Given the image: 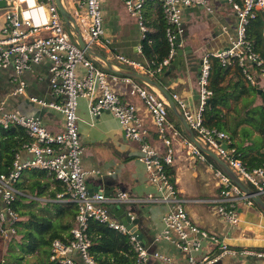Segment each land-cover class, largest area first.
<instances>
[{
	"label": "built area",
	"instance_id": "built-area-1",
	"mask_svg": "<svg viewBox=\"0 0 264 264\" xmlns=\"http://www.w3.org/2000/svg\"><path fill=\"white\" fill-rule=\"evenodd\" d=\"M4 1V5L0 4L3 17L0 25V69L12 67L15 71L17 85L11 94H27V82L22 75L48 58L51 61L49 82L53 95L62 101L49 102L35 95H30L29 99L40 105L61 110L64 116V128L53 133L39 117L11 109L6 98L0 99V124L4 128L12 125L22 126L32 138L16 153L11 171L0 173V236L5 241L17 234L16 223L20 219V213L13 207L19 192L17 183L21 180L24 170L40 168L49 171L66 186V191L57 193L58 200L74 201L78 205L76 221L71 229L72 239L70 242L55 239L51 245V260L63 264H115L113 261H99L89 251L91 240L87 233L88 219L94 218L130 237L136 252L135 264H150L153 254L149 248L127 224L117 219L110 208V205L138 203L146 198L171 203L169 210L162 217L164 229L161 235L171 239L181 250L187 252L185 264H216L226 255L264 257L262 250L232 246L219 235L200 228L189 216L186 208L188 201L179 194L165 169L166 164L173 165L176 162L173 141L181 136V130L169 116V101L155 86L145 81L140 82L132 76L110 72L107 67L88 56L90 54L82 49L74 38V30L67 28L56 0H33L32 3L31 0ZM120 1L128 14L137 20L141 40L146 38L148 32L147 5L158 3L163 8L168 23V56L159 61L147 59L141 42L136 47V54L141 60L132 59L123 53L116 54L121 62L149 77L162 74L172 65L179 47H183V9L191 6L212 9L210 0ZM74 2L79 9L78 21L86 30L87 43L91 46L102 41L107 33L100 0ZM229 2L236 13L235 31L230 34L227 45L207 52L202 57L197 79L199 98L196 106H190L179 93H173L171 96L193 129L195 137L202 145L213 150L254 191L252 195L247 194L216 161L211 162L209 155L194 141L188 136L183 138L188 155L208 163L219 181L217 194L194 201L214 204L216 213L224 222L237 225L240 222L241 204L253 207V195H259L264 200V162L254 167L247 165L242 159L243 153L232 145L233 140L228 132L204 123L203 111L212 95L209 88L211 56L218 57L223 64L235 58L243 67L249 83L264 87V57L256 51L253 41L248 37L250 21L258 16L262 20L261 32L264 36V0ZM37 6H41V12ZM105 41L110 43V37H106ZM80 65L84 69L82 75L78 72ZM117 83L128 85V93L143 101L146 111L152 117L157 136L166 147L164 153L151 142L150 129L137 105L121 98L115 88ZM81 98L88 100L92 117L100 115L103 111L111 112L119 120L125 135L140 143L139 159L145 164L148 181L162 192L161 196L149 193L145 198H141L124 190L107 194L104 190L92 192L89 189L88 171L83 165L85 146L79 129L78 108ZM24 153L30 157L24 158ZM204 241H208L210 246L205 245ZM154 256H160L164 260L170 259L160 253H154Z\"/></svg>",
	"mask_w": 264,
	"mask_h": 264
},
{
	"label": "crops",
	"instance_id": "crops-1",
	"mask_svg": "<svg viewBox=\"0 0 264 264\" xmlns=\"http://www.w3.org/2000/svg\"><path fill=\"white\" fill-rule=\"evenodd\" d=\"M61 1L72 14L74 20H78L77 12L79 9L75 6L74 0ZM32 2L33 0H31ZM100 2L103 20L106 25V37H110L111 42L107 43L105 41L106 37H104L102 39L103 42L91 44V51L88 56L104 67H107L110 72L119 75L123 74L111 71L109 66L111 65L115 70L121 72L136 71L131 66L121 62L116 54L123 53L132 59L141 60L142 58L136 54V47L141 42V33L138 41L134 44L135 46H130L128 42H125L124 37L131 28H134L135 22L130 21L129 17L127 20L124 19L122 10L128 14L124 4L120 0H100ZM210 5L212 7L211 10L202 6H191L183 9L182 22L185 32L181 37V43L185 49L190 50V52L185 53L187 64H183L181 67L172 64L162 74L151 77L165 87L171 95L179 93L193 107L196 106L199 98L197 84L199 70H193L192 66L199 67L202 57L207 52L227 45L230 34L235 31L237 22L235 10L229 0H210ZM157 6L160 5L158 3H149L146 11L153 8L150 11L153 13L156 11ZM229 6L232 7L233 12L228 11ZM40 7L38 9L41 12ZM80 10L83 11V9ZM1 13L0 11V25L3 21ZM81 14L85 15L83 12ZM109 23H112L113 33L108 28ZM136 23L138 24L137 20ZM208 24L217 25L216 29H222L215 33L213 29L208 28ZM70 28L71 30L73 29V27ZM195 30L199 31L200 34L197 35ZM81 34L88 41L83 25H81ZM74 38L77 39L76 35H74ZM197 38L205 42L201 46L208 47L204 55H201L196 43ZM207 38H210L209 42H206ZM50 62L48 58H45L41 63L34 65L33 69L26 71L22 75V78L27 82V94H11L17 85L15 71L12 67L0 69V99L6 98L8 107L11 109H18L39 117L50 131L57 133L64 128L62 111L40 105L29 99L30 95H35L49 102L55 100L58 102L62 101L53 95L49 82ZM78 72L81 75L84 73L82 65L78 67ZM115 88L121 94L123 100L133 101L137 105L146 125L150 129L151 142L160 148L161 153H164L166 147L158 138L152 117L146 111L143 101L138 96L128 93V85L117 83ZM176 108L178 112H181L177 103ZM172 111L180 120L178 114L173 109ZM78 114L80 135L85 146L83 165L88 171V186L92 192L104 190L107 194H115L119 190H124L135 197L141 198H145L149 193H153L158 197L162 195V192L158 191L148 181L145 164L139 159L141 153L140 143L125 135L119 120L111 112L103 111L100 115L92 117L89 112L88 100L81 98ZM174 122L177 125L175 119ZM180 122L182 128L179 129L185 130L181 120ZM184 137L185 135L181 131V136L173 141L176 159V183L177 190L180 192L179 194L188 201L186 208L191 219L200 228L209 233L219 235L232 246L258 250L264 247L263 211L257 209L255 206L243 207L240 212L241 219L239 224L232 225L231 223L224 222L218 216L214 204L194 201V199H206L215 195L219 181L208 163L188 155L182 141ZM28 157L30 155L24 153V158ZM119 205L132 217L139 218L136 227L143 235L142 241L153 254L150 264L186 263L187 252L181 250L171 239H167L161 235L164 229L162 217L169 210L170 202H158L146 198L138 203ZM116 217L122 221L118 215ZM130 226L133 227L134 225L130 224ZM132 231L134 232L133 229ZM204 244L210 246L208 241H204ZM154 253H160L170 259L164 260L160 256L156 257ZM198 255H201V253H198ZM216 264H264V257H234L226 255Z\"/></svg>",
	"mask_w": 264,
	"mask_h": 264
},
{
	"label": "trees",
	"instance_id": "trees-1",
	"mask_svg": "<svg viewBox=\"0 0 264 264\" xmlns=\"http://www.w3.org/2000/svg\"><path fill=\"white\" fill-rule=\"evenodd\" d=\"M152 9L146 11L148 32L141 44L147 59L159 61L169 53L166 37L168 23L161 5L153 13L150 12ZM261 21L260 16L250 21L248 37L256 51L264 57ZM210 60L209 88L212 95L203 111L204 123L228 132L232 145L243 153L242 159L247 165H261L264 162V87L251 85L235 58L226 64L215 56H211ZM169 116L182 128L172 108H169ZM181 131L187 136L185 130ZM31 140L24 127L12 125L4 128L0 124V173L11 171L16 153ZM208 159L214 162L212 157ZM165 169L177 189L175 163L166 164ZM17 189L19 192L13 202V207L20 213L16 223L17 234L8 240L5 257L0 264H63L51 260V245L55 239L70 242L78 205L74 201L56 198L57 193L67 188L45 169L24 170ZM254 206L264 212L256 202ZM87 233L91 240L89 251L95 259L115 264H135L136 252L127 234L94 218L88 219ZM0 240L5 241L1 236ZM260 249L264 251V247Z\"/></svg>",
	"mask_w": 264,
	"mask_h": 264
},
{
	"label": "water",
	"instance_id": "water-1",
	"mask_svg": "<svg viewBox=\"0 0 264 264\" xmlns=\"http://www.w3.org/2000/svg\"><path fill=\"white\" fill-rule=\"evenodd\" d=\"M58 7L61 11V14L65 20V22L67 23V25L69 27H74V33L77 37V41L79 46L82 49H85L88 53H90L91 51V46L85 41V39L83 38L82 34H81V29L77 26V22L74 20V18L72 17V14L65 8V6L63 5L61 0H56ZM1 5L5 4V1L2 0L0 1ZM43 10V9H42ZM45 12V11H44ZM190 52V50L185 49L184 47H179L178 49V54L177 57L174 59L173 64L178 65L179 67H181V65L183 64H187L186 60H185V53ZM202 60L200 61V66H201ZM200 66L199 67H193V70H200ZM109 69L111 71H115V72H120L123 75H128V76H132L134 78H140L143 81H147L149 84L154 85L169 101V104L171 106V108L178 114V117L180 118V120L182 121L184 127H185V132L187 134V136L194 141L204 152H206L210 157H212L214 159V161L217 162V164L247 193V194H253L254 191L247 185L245 184L235 173L234 171L210 148L202 145V143L195 137V134L193 132V129L191 128L190 124L188 123L187 119L185 118L184 114L182 112H178L177 108H176V102L174 101V99L172 98L171 94L165 89V87H163L158 81L152 79L151 77L137 72V71H118L115 70L111 65L109 66ZM170 71V70H169ZM199 72V71H198ZM224 146H227L226 144H224ZM253 199L254 201L264 210V200L261 196L259 195H253ZM110 208L112 209V211L118 215L120 217V219L122 220L123 223L127 224L128 226H130V224H133L134 226H130L133 230L134 233L137 234L139 236V238L142 239L143 235L140 233V231L137 229L136 225L139 222V218H132L131 215L124 211V209H122L120 207V205H110Z\"/></svg>",
	"mask_w": 264,
	"mask_h": 264
},
{
	"label": "rangeland",
	"instance_id": "rangeland-1",
	"mask_svg": "<svg viewBox=\"0 0 264 264\" xmlns=\"http://www.w3.org/2000/svg\"><path fill=\"white\" fill-rule=\"evenodd\" d=\"M228 11H230V12H233V9H232V7H230L229 6V8H228ZM122 12H123V17H124V19H128V17L130 18V21H133V23L135 22V24H134V28H131V30L129 31V32H127L126 33V35H125V42H128L129 43V45L130 46H135L134 44L138 41V38L140 37V33H141V31H140V29H139V27H138V24L136 23V19L135 18H133V17H130L125 11H123L122 10ZM75 21L77 22L76 24H77V26L80 28L81 27V25H80V22L77 20V19H75ZM104 26H106L105 25V22H104ZM216 26L217 25H209L208 24V28L209 29H213L214 31H215V33H217L219 30H221L222 28H219V29H216ZM70 31H71V28L70 27H67ZM108 28H110V31L113 33L114 32V29H113V26H112V23H109V25H108ZM73 29H74V27H73ZM195 32H196V34L197 35H199L200 33H199V31H196L195 30ZM210 41V38H207L206 39V42H209ZM196 43H197V45H198V47H199V50H200V52H201V55H204L205 53H206V49L208 48H206L204 45H202L201 46V44H203V43H205L204 41L202 42L199 38H197L196 39ZM260 102V100L258 99L257 100V103H259ZM218 193V192H217ZM216 193V194H217ZM43 200H44V198H42ZM42 199H40V200H42ZM243 207H246V205H243V204H241L240 205V209H239V211H241V209L243 208ZM248 207V206H247ZM240 219H241V213H240ZM238 225V224H237ZM7 242H8V240H6V241H3V240H0V260L3 258V257H5V250H6V246H7ZM243 248V247H242ZM244 248H247V247H244Z\"/></svg>",
	"mask_w": 264,
	"mask_h": 264
},
{
	"label": "clouds",
	"instance_id": "clouds-1",
	"mask_svg": "<svg viewBox=\"0 0 264 264\" xmlns=\"http://www.w3.org/2000/svg\"><path fill=\"white\" fill-rule=\"evenodd\" d=\"M81 29V28H80ZM74 30V29H73ZM75 34V33H74ZM86 41V40H85ZM87 42V41H86ZM176 58V57H175ZM174 61V60H173ZM173 64V63H172ZM141 73V72H140ZM175 101V100H174ZM170 108H171V106H170ZM214 160V159H213ZM114 213V212H113Z\"/></svg>",
	"mask_w": 264,
	"mask_h": 264
}]
</instances>
